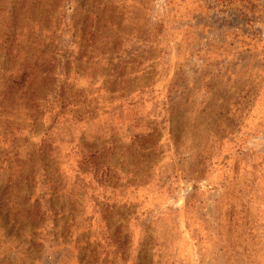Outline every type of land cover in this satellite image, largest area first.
Instances as JSON below:
<instances>
[{
    "label": "rangeland",
    "instance_id": "1",
    "mask_svg": "<svg viewBox=\"0 0 264 264\" xmlns=\"http://www.w3.org/2000/svg\"><path fill=\"white\" fill-rule=\"evenodd\" d=\"M0 264H264V0H0Z\"/></svg>",
    "mask_w": 264,
    "mask_h": 264
},
{
    "label": "trees",
    "instance_id": "2",
    "mask_svg": "<svg viewBox=\"0 0 264 264\" xmlns=\"http://www.w3.org/2000/svg\"><path fill=\"white\" fill-rule=\"evenodd\" d=\"M25 80H26V78H25V76H24V78H22L21 81H25Z\"/></svg>",
    "mask_w": 264,
    "mask_h": 264
}]
</instances>
